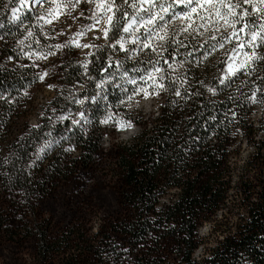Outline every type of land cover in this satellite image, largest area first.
<instances>
[{"label": "trees", "instance_id": "obj_1", "mask_svg": "<svg viewBox=\"0 0 264 264\" xmlns=\"http://www.w3.org/2000/svg\"><path fill=\"white\" fill-rule=\"evenodd\" d=\"M117 3L120 11L127 13L125 20L120 21L123 25L130 20L132 12L120 0ZM19 5V0L11 3L0 0V25H3L0 36L4 38L0 40V96L6 98L0 99V143L33 78L31 67L10 71L1 66L8 57L16 60L18 41L28 39L30 25L25 19L16 23L11 19L12 7ZM243 10H247V5L241 3L239 12ZM260 23L256 13L250 12L228 34L213 38L209 33L196 41L181 38L179 50L172 39L168 41L162 55L161 84L165 90L161 91L162 104L154 125L147 127L142 118L121 106L126 121L143 128L132 144L120 147L117 153V193L126 215L105 220L92 238L72 230L53 242L48 240L49 224L45 223L41 227L43 260L47 252L74 242L85 246L83 253L67 259L65 264H264V109L262 117L258 121L254 119L257 107L264 100L253 103L250 99L253 92L258 97L264 96V63L250 62L235 77L220 83L226 60L233 50L245 53V57L254 51L264 55V43L249 47L251 31L257 30ZM113 35L115 39L108 40L109 44L124 36V32L122 28L113 29L110 36ZM221 44L228 48L223 57H218L211 50L213 45ZM112 53L109 45L95 48L87 69L72 58L63 64L60 75L63 93L48 106L39 127H28L27 136L12 143L5 182H10L14 190L21 188L35 193L37 189L29 184L26 172L31 155L39 145L57 140L67 129H71L66 135L69 144L79 146L80 155L73 163L84 168L96 163L99 138L87 135L71 121L54 125L48 115L51 106L63 112L73 107L75 102L66 96L73 93L74 85L87 81L78 98L84 101L94 98L95 84L115 70L110 60ZM137 62L124 61L122 65L128 73ZM170 64L176 71L168 68ZM88 75L94 81L88 80ZM209 88L215 91L209 92ZM106 96L111 110L121 100H127L122 91L110 88ZM106 106L98 103L91 107L89 114L94 125L104 119ZM80 110L74 107L73 114ZM239 137H243L252 153L245 160L238 181L234 182L233 156ZM61 164L62 161L58 163ZM229 208L245 211V216L237 219L241 224L198 261L195 253L202 246L199 229L207 223L215 225L217 214Z\"/></svg>", "mask_w": 264, "mask_h": 264}, {"label": "rangeland", "instance_id": "obj_2", "mask_svg": "<svg viewBox=\"0 0 264 264\" xmlns=\"http://www.w3.org/2000/svg\"><path fill=\"white\" fill-rule=\"evenodd\" d=\"M172 2L173 0H153L152 5H149L146 2L141 3V0L137 2L128 0V5H136L135 8L126 5V8L132 12L128 22H136L129 29V33H124L123 36L127 41L126 47L131 49L128 56L125 57L118 50L113 51L110 55V60L114 65L119 60L120 66L118 68L115 67L110 76L106 77L102 87H96L94 98H89L87 101L83 100V104L77 103V100H81L78 97H80L82 89L79 85H74L73 93L66 96L70 99V102H75L68 112L55 110L51 106L48 118L52 119L54 125H63L65 123V121L59 119L61 115L68 116L69 119L67 121L72 119L80 121L79 113L83 112L89 123L82 127L72 125L80 128L91 137L99 138L100 152L96 163L89 168L74 164L72 160L76 158L75 154L79 151L76 150L72 154L63 151V148L71 145L66 137L68 132H71V129L64 130L57 140L46 141L49 147L44 152H38L46 142L42 143L32 153L31 161L26 167L29 184L32 188L37 189L34 190V194H30V191L27 192L21 188L14 190L10 182H5L8 162L13 151L12 143L17 138L27 136L28 127H39L48 106H50L57 95L61 94V92L63 93L60 75L61 68L67 59H76L83 67V65L88 64V59L95 48L85 50L67 48L64 52L58 53L56 57H49L47 60L38 59V54L47 53L50 48L55 51L53 45L63 43L78 32L83 33L79 37L81 43L90 42L98 47L109 45L111 49L114 43L109 44L108 40H104L102 37L96 39L98 33L88 30V25L93 28L101 26L95 23L96 16L99 13L96 12L94 5L91 6V11L88 10V6L85 7L84 17H80L78 11L73 17L68 8H63L60 13L61 18L54 21L52 25L47 24L44 19H40L41 16H47L46 9L50 6L49 4H41L37 7L35 0H32V3L27 6L19 5L16 13L19 16L18 20H13V14L11 13L13 23L20 21L21 18L25 19L26 24L30 25L28 33L31 32L32 35L29 36L27 34L28 39L22 40L24 43L17 45V59L3 60L1 66L10 71L31 67L33 69V78L32 84L26 92L27 95L25 93L21 97L22 100L20 99V109L10 118L8 130L1 136L0 264H65L67 259L79 257L83 253L85 246L74 242L62 244L60 250L47 252V258L43 260L40 253L43 237L41 227L45 223L46 225L49 224L48 240L53 242L62 239L72 230L79 233V235L83 234L85 237L92 238L99 228L104 225L105 220L118 219L126 215L120 206L117 193V187L119 186L117 180V153L120 147L132 144L143 128L133 124L131 129L120 131L115 127L113 121H126V114L123 112L120 102L114 110H111V106L108 105L106 91L108 88L111 91H122L123 96L127 99L129 95L133 96V102L126 107V110L128 113L134 114L135 117L142 118L146 126L150 127L154 125V120L159 114L163 96H161L162 92L159 87H153L151 82L146 83L142 80V77L147 76L149 72H154L155 68H161L162 71L155 75L160 76L161 79L163 78L162 67L164 61L162 60V55L168 41L172 39L177 50H179L182 48L180 46L181 38L183 40L191 39L196 41L209 33L213 38H216L221 34H228L232 30L231 26H226L222 21L215 20V18H213L215 20L214 23L213 20H201L200 16L197 15H193L192 19L187 21L188 24H186V21L177 19L173 15V13L182 15L186 12L187 9L183 5L175 4L167 12L162 10V7L167 8ZM232 3H238V0H232ZM150 14L156 16V22L153 25L141 26V21L148 20ZM201 15H207V13H201ZM65 16L71 19V23L64 18ZM244 19L241 16L236 17V21L239 22L238 25ZM103 20L104 18L101 17V23H103ZM187 28H189V33ZM161 35L165 37L163 48L159 47ZM133 40L136 41L135 45L132 44ZM145 40H151L152 44L157 47L161 57L150 50L142 49V43ZM227 48V45H224L223 48L218 46L213 47L211 51H216V56L223 57ZM30 53L37 55L29 56ZM244 59L245 53L233 50L226 60L225 72L229 63L238 64L243 62ZM52 60H56L58 63L55 70L49 73L48 80L55 86L50 89L47 83H41L37 73L41 69H52L53 65L50 63ZM124 61L138 62L134 70L127 73L124 65H122ZM34 65H38V67H34ZM168 68L173 69V65L170 64ZM129 77L136 80L135 85L128 83ZM227 78H230V75ZM122 89L127 90V92ZM142 89H147L150 93L147 98L135 94V92H139ZM157 93L160 94L157 95ZM98 103L107 105L103 109L105 112L104 118L109 113L112 114V120L109 121L108 125H103L100 121L96 125L93 124V118L89 111L91 107H95ZM76 106L80 107L81 110L75 115L73 112ZM263 109L264 104L257 107L254 117L255 121L262 117ZM109 131L117 133V135L114 137L108 136L105 141V135ZM102 141H104L103 144ZM236 147L235 156H233V163L236 167L234 182L238 181V176L242 173L245 160L252 153V149L246 146L243 137H239V143ZM38 156L39 159L37 158ZM58 157H62V160H58ZM61 161L62 164L58 165ZM242 216H245L244 210L224 209L215 217L217 221L215 225L214 223L204 224L198 231L202 246L195 253V259H201L202 256L204 258L210 248L215 247L218 241L228 236V233H232L237 228V224H241V222H237V219Z\"/></svg>", "mask_w": 264, "mask_h": 264}, {"label": "snow or ice", "instance_id": "obj_3", "mask_svg": "<svg viewBox=\"0 0 264 264\" xmlns=\"http://www.w3.org/2000/svg\"><path fill=\"white\" fill-rule=\"evenodd\" d=\"M121 4L128 5V0H120ZM148 3L149 5H152L153 0H141V3ZM9 3H11V0H9ZM32 3V0H19V4L21 6H27ZM241 3L244 5H247V10L243 13H240L238 9L241 7ZM35 4L37 7H39L41 4H49L50 6L46 9L47 16H41L40 19H44L47 24L52 25L54 21H57L61 18L60 13L63 8H68L70 12L72 13V16H75V13L78 11L80 17H84L85 15V7L88 6V10L91 11V6L94 5L96 12L99 13V15L96 16L95 23L100 24L101 26L99 28H93L91 25H88L87 28L89 31H93L98 33L96 36V39H100L101 37L104 40H113L115 39V36H110V33L113 32V29H116L117 31L122 28V31L124 33H129V29L133 27L135 21L133 22H127L125 21L123 25H120V21L125 20V17L127 15L126 12H121L120 7L118 6L117 0H35ZM175 4H181L184 8L187 9L186 12H184L182 15H178L176 13H173L174 16H176L177 19H183L184 21H190L193 17V15L200 16L201 20H213L215 23V20L222 21L224 25L231 26L233 28H236L238 26V21H236V17L241 16L242 18H246L249 16V13H256V20L261 21L259 27L257 30L251 31V41L249 42V47H255L257 43H264V0H238V3L233 4L232 0H173L171 4L168 5L167 8H163L162 10L167 12L169 8L173 7ZM129 7L135 8L136 5H128ZM18 9L16 7H12V19L18 20L19 16L16 15ZM119 13V17L118 14ZM201 13H207V15H201ZM95 15V13H93ZM101 17L104 18L103 23H101ZM66 20H68L69 23H71V19L68 16L64 17ZM215 18V20L213 19ZM156 16L149 15V19L146 21H141V26L144 25H153L156 22ZM162 19V18H161ZM0 27H3V25H0ZM247 23L244 24V28H247ZM243 30V29H240ZM83 33L78 32L75 36L70 37L69 39L65 40L63 43H57L53 45V48L55 51L52 50V48L49 49L47 53H40L38 54V59L41 60H47L49 57H56L58 53H62L67 48H73L75 50H85V49H92L97 48L98 46L94 43L85 42L81 43L79 37ZM236 33L233 32V35ZM29 36L32 35L31 32L28 33ZM4 38L0 36V40H3ZM165 41V37L163 35L160 36V48H163V42ZM219 43V41H217ZM18 43L23 44L24 41H18ZM39 43V41H37ZM127 41L124 39L123 36H121L119 39L115 40V43L112 45V50L119 51L124 54L125 57L128 56L129 52L131 51L130 48L126 47ZM132 44L135 45L136 41L133 40ZM118 46V47H117ZM215 47V45H213ZM221 48H223V44L220 45ZM243 47V45H241ZM142 49L144 50H150L154 53H157L159 55L160 53L157 51V47L154 46L151 42V40H145L142 43ZM31 55H37L35 53H30ZM87 55V53H86ZM9 60L12 59V57H8ZM260 61L264 63V55H261L257 52H252L250 55H246L243 62L238 64H228V69L225 72V77L220 79V83L224 84L225 79L230 75L235 77L237 72L241 70L242 68H245L248 63H255L256 61ZM50 63L53 65V68L50 70H44L41 69L39 73H37L38 79L41 81L42 84L47 83L48 87L54 88L55 86L51 84L48 80L50 71L55 70L57 66V61L52 60ZM112 64H109V67H112ZM120 63L119 60L116 61L115 67H119ZM34 67H38V65H34ZM85 69H87V65H83ZM162 71L161 68H155L154 72H149L147 76L142 77V80H144L146 83L151 82L153 87H159L161 91L165 90V86L160 83L161 77L158 75H155L156 73H160ZM173 71H176V69H173ZM87 75V73H85ZM126 75V74H125ZM88 80H93L94 78L90 75H88ZM86 83H82L79 85L81 89H83L86 86ZM128 83L135 85L136 80L133 78H128ZM103 81L100 83H96L95 86L97 88L102 87ZM123 91L127 92V90L122 89ZM135 91V90H134ZM209 92H214L215 90L213 88L208 89ZM136 95H142L145 98H147L150 93L147 91V89H142L139 92H135ZM160 93H157L159 95ZM27 95V93H26ZM177 96L180 95L179 92L176 93ZM0 99H6L2 96H0ZM134 97L129 95L127 100H121V105H124L127 107L133 102ZM253 103H257L258 101L264 100V96L258 97L255 92H253L252 96L250 97ZM79 104H83V100H77L76 101ZM81 120L77 121L75 119L71 120V123L73 125H79L83 126L89 123L87 117L83 112H80ZM61 121H66L69 119L68 116L61 115L59 117ZM112 120V114L109 113L107 117H105L103 120L100 121L103 125H108L109 121ZM113 124L115 127H117L120 131H124L127 129H131L133 127V124L130 121H113ZM38 126V125H37ZM49 147V144L46 142L45 145H43L38 152H44L45 149ZM72 147L71 145L69 147L63 148V151L68 154H72L76 152L77 148ZM39 159V156L37 157Z\"/></svg>", "mask_w": 264, "mask_h": 264}, {"label": "clouds", "instance_id": "obj_4", "mask_svg": "<svg viewBox=\"0 0 264 264\" xmlns=\"http://www.w3.org/2000/svg\"><path fill=\"white\" fill-rule=\"evenodd\" d=\"M5 7H7V5H5ZM116 135H117V133H114V132L109 131V132L105 135V141L107 140L108 136H112V137H114V136H116ZM103 143H104V141H102V144H103ZM79 155H80V153L77 152V153L75 154V157L78 158Z\"/></svg>", "mask_w": 264, "mask_h": 264}, {"label": "built area", "instance_id": "obj_5", "mask_svg": "<svg viewBox=\"0 0 264 264\" xmlns=\"http://www.w3.org/2000/svg\"><path fill=\"white\" fill-rule=\"evenodd\" d=\"M202 258H203V256H202ZM202 258H201V259H202ZM201 259L197 258L198 261L201 260Z\"/></svg>", "mask_w": 264, "mask_h": 264}]
</instances>
